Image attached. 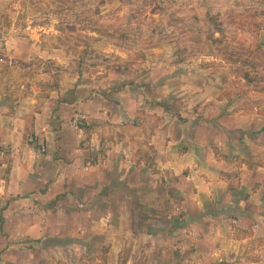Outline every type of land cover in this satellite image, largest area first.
Here are the masks:
<instances>
[{
	"label": "crops",
	"instance_id": "obj_1",
	"mask_svg": "<svg viewBox=\"0 0 264 264\" xmlns=\"http://www.w3.org/2000/svg\"><path fill=\"white\" fill-rule=\"evenodd\" d=\"M29 52L0 56V264H264V107L181 62Z\"/></svg>",
	"mask_w": 264,
	"mask_h": 264
},
{
	"label": "rangeland",
	"instance_id": "obj_2",
	"mask_svg": "<svg viewBox=\"0 0 264 264\" xmlns=\"http://www.w3.org/2000/svg\"><path fill=\"white\" fill-rule=\"evenodd\" d=\"M26 48L31 71L56 70L54 53L111 76L122 62L136 73L154 59L181 62L229 99L264 107V0H0V56ZM135 261L129 251L116 264Z\"/></svg>",
	"mask_w": 264,
	"mask_h": 264
},
{
	"label": "trees",
	"instance_id": "obj_3",
	"mask_svg": "<svg viewBox=\"0 0 264 264\" xmlns=\"http://www.w3.org/2000/svg\"><path fill=\"white\" fill-rule=\"evenodd\" d=\"M203 6H204V5H203ZM204 9H205V11H204V17H205L206 19H208L209 22H210V21H213L214 17H213L212 15H210V13L208 12V7H207V5L204 6Z\"/></svg>",
	"mask_w": 264,
	"mask_h": 264
}]
</instances>
